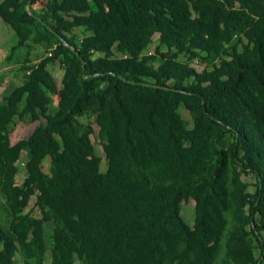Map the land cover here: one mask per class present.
I'll return each instance as SVG.
<instances>
[{"label": "trees", "instance_id": "16d2710c", "mask_svg": "<svg viewBox=\"0 0 264 264\" xmlns=\"http://www.w3.org/2000/svg\"><path fill=\"white\" fill-rule=\"evenodd\" d=\"M0 17L19 79L0 101V264H264V0H2Z\"/></svg>", "mask_w": 264, "mask_h": 264}, {"label": "rangeland", "instance_id": "374dc122", "mask_svg": "<svg viewBox=\"0 0 264 264\" xmlns=\"http://www.w3.org/2000/svg\"><path fill=\"white\" fill-rule=\"evenodd\" d=\"M2 1V0H0ZM76 33L79 35H82L77 29ZM158 37V34L154 35V42L151 44L149 47L148 51H153L155 44H156V39ZM16 43V36L11 27L0 17V101L5 96L6 94L9 93V91L17 85L19 82L18 78L14 77L15 71L13 70L16 65H7L5 61V57L9 49L11 48L12 45ZM37 51H41L40 48L36 49ZM25 50H20V52ZM192 65L195 66L197 69L201 68V64L198 61H193ZM53 73L57 80L60 82L61 76L63 73V70L61 69L60 65L58 62H56L53 65ZM49 111L54 112L57 108V100L56 97H51V102L49 106ZM179 112L186 118H189V112L185 110L183 106L179 107ZM39 122H44V118H40V120L37 121H22V120H17L16 123H14V128L12 132L10 133V141L11 143L16 142L17 140L27 137L30 132L34 129V127L39 123ZM94 129H96L95 125H93ZM91 140L94 143V147L96 150V153L102 158L101 163H100V168L102 170L106 169L107 163L105 160L104 152L102 150V147L100 143L98 142V139L95 134L91 135ZM26 161L25 154L22 153L20 160L18 161L19 164V171L17 174V180L18 182L21 181L24 177L25 174V169H24V162ZM44 163L49 164V157H46L44 159ZM47 168H45L46 170ZM242 178L244 181H247L250 183L248 190L253 192L254 190V176L253 175H242ZM35 200V197H31L30 202L26 210H29L33 204V201ZM34 214H36V211H33ZM181 216L183 219L186 221L187 224L192 225L194 222V201L190 198L186 202H182V207H181ZM45 227V237L50 235L53 224L51 222H47L44 225ZM50 249H47L46 254H45V262L44 264H50ZM75 264H83L80 260H76Z\"/></svg>", "mask_w": 264, "mask_h": 264}, {"label": "water", "instance_id": "95a60500", "mask_svg": "<svg viewBox=\"0 0 264 264\" xmlns=\"http://www.w3.org/2000/svg\"><path fill=\"white\" fill-rule=\"evenodd\" d=\"M26 8L28 9V5H26ZM73 50H75L74 48H72Z\"/></svg>", "mask_w": 264, "mask_h": 264}, {"label": "built area", "instance_id": "2783aa9c", "mask_svg": "<svg viewBox=\"0 0 264 264\" xmlns=\"http://www.w3.org/2000/svg\"><path fill=\"white\" fill-rule=\"evenodd\" d=\"M50 54V53H49Z\"/></svg>", "mask_w": 264, "mask_h": 264}]
</instances>
